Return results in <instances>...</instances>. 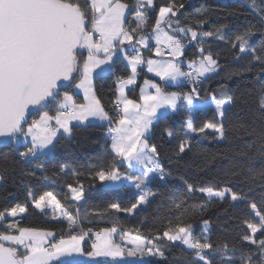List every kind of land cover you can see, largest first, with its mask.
I'll return each mask as SVG.
<instances>
[{
    "label": "snow or ice",
    "instance_id": "obj_1",
    "mask_svg": "<svg viewBox=\"0 0 264 264\" xmlns=\"http://www.w3.org/2000/svg\"><path fill=\"white\" fill-rule=\"evenodd\" d=\"M154 0H136L137 9H144L145 6H153ZM179 7H183L180 5ZM255 11V0H253ZM129 8L127 3L121 0H0V136L12 137L19 140V136H31V146L26 147L20 153L23 158H35L38 154L51 152L55 148L57 133L63 129L64 133H71V121H85L89 117L100 120L112 118L105 111L101 100L97 97L92 85V74L101 65L108 64L112 59L117 46L127 42L131 45L136 55L127 56V51L120 48L127 56L131 66V74L121 80L119 89L120 95L116 98L115 105L119 109L116 127L111 129V150L121 161H127L131 166L133 162L141 166L133 173H122L115 162L103 164L95 171L93 178L100 181L118 182L122 180L135 181V187L141 190L139 198L131 207L121 209L120 204L111 203L109 209L132 213L137 207L147 201L148 196L153 193L143 191L142 185L151 177L150 173H159L163 178L165 172L159 163V153L155 145H149L144 139L153 121L158 119L157 109L170 107L177 109L181 105L178 102L182 99L192 106L194 100L199 97V91L193 87L189 92H166L161 86L152 81L145 80L147 87L155 89L154 92H145L141 89L140 99L142 104L128 99L124 95V86L135 83L137 66L146 63L149 72H155L164 81L178 82L181 77L198 84L206 74L214 73L219 67L217 60L209 51L205 53L203 37H213V32L199 33L195 27L179 25L173 27L172 17L176 15L177 6L174 0L159 8L158 15L151 26L150 33H146L149 18L143 11H138L134 18V27H125V10ZM199 11V10H198ZM264 12V7L258 10ZM198 25H203V20H197ZM218 39L224 41L226 37L220 34L217 29L215 33ZM254 35L251 28L235 34L228 38L232 47H238L244 56L251 55L254 61L264 64V49L257 52V49L249 43ZM192 41L201 39L200 59L189 62L190 71H182L178 58L183 54L185 44L184 37ZM138 37V38H137ZM149 39L156 42L155 53L157 56H164L163 48H167L169 59L146 61L141 56L137 45L147 48ZM86 50L87 56L83 59L81 79L76 85L84 91V103L76 104L72 95L68 92L63 94V99L58 101V111L50 115L43 111L38 119L31 123L27 121V115L32 110L39 112L47 108L50 103L57 102L59 82L69 80L75 71H79L77 51ZM103 53L101 59L99 54ZM242 57H238L240 59ZM105 69L101 68L102 74ZM264 73V67L261 68ZM223 99H211L215 101L218 115L222 118L220 122H206L200 128L194 126L191 117L192 108L187 120L189 132L204 133L205 129H212L219 134L220 138L225 135V124L223 118L229 109L226 105L233 103V97L223 93ZM257 110L264 114V95L257 99ZM122 106V107H121ZM57 127H52V122ZM24 124H28L27 131ZM168 135L173 136L172 132ZM252 137L245 144V149L257 148V154L264 157V123H261L259 130L253 128L249 133ZM187 136V133H186ZM257 141L260 143L257 145ZM190 145L187 140L180 143L179 153H184ZM242 154H246V151ZM43 167V165H38ZM64 171V169H61ZM75 175V173H73ZM236 175V172L230 173ZM187 183V182H186ZM68 188L72 198L79 201L83 197V185L74 187L69 184ZM187 192L196 191L193 184L187 183ZM200 192L207 194L209 200L213 197L220 200L226 199V194L231 193L232 201L243 200L244 197L233 192L230 188L214 191L211 187L201 188ZM32 197V204L35 209L43 211L46 205L62 210V215L67 221L69 228L77 225V217L70 211L63 209L60 201L56 199L51 191L45 192L38 198L29 191ZM176 209L184 208L183 200L173 201ZM258 222L245 221L250 234L244 235L242 239L256 246L248 252H241L239 264H264V239H256V234L264 236V208L257 207L255 202L250 204ZM203 209V205H201ZM27 210L26 204H16L10 209L0 211V221L16 217ZM207 231L208 221H203ZM165 229L162 234L157 233L152 240H147L141 235L131 236V233L124 235L130 238L133 247L126 248L121 243H116L112 236L116 233V226L104 228L96 233V241L92 245V251L86 253L89 257H110L115 260L118 257H143L164 256V252L158 241L166 238L169 242L180 241L187 249L195 254L197 264H212V259L217 253L228 250V245L214 246L207 237H196L192 232L191 224L176 222ZM7 229H16L18 234H11L10 231L0 232V264H51L52 261L63 256H70L73 253H82L81 241L89 232H82L78 235H70L68 239L61 238L49 246H45L46 239L54 234L50 231L37 228L18 227L15 221L8 220ZM90 231V230H89ZM139 230L137 229V232ZM123 239V237H122ZM3 242H11L12 246H5ZM227 264H235L233 257H222Z\"/></svg>",
    "mask_w": 264,
    "mask_h": 264
},
{
    "label": "trees",
    "instance_id": "obj_2",
    "mask_svg": "<svg viewBox=\"0 0 264 264\" xmlns=\"http://www.w3.org/2000/svg\"><path fill=\"white\" fill-rule=\"evenodd\" d=\"M169 2L170 0H154L152 9H142L149 18L145 32L151 30L159 8ZM81 3L83 5V0ZM174 3L177 11L171 18L173 27H176L175 22L179 21L181 27H195L201 34L214 33L213 37H203L202 43L204 54L210 51L219 67L198 85L191 86L183 81V84L176 86L166 85L165 90L185 93L196 87L199 91L197 100L201 102L209 100L213 95L218 100L223 99L225 92L232 96L233 103L227 107L229 111L223 118L225 132L234 134L245 147L246 142L252 139L249 135L252 129L259 130L261 123H264V114L257 110L256 104L257 99L264 95V73L261 72L264 64L254 61L251 55L244 56L238 47H232L228 38L251 28L254 35L249 40L250 45L256 48L257 52L264 49V12L258 11L264 7V0H255V11L252 7L253 0H174ZM180 5L183 7H179ZM132 13L133 11L129 12L127 21L131 19ZM197 20H203L204 24L198 25ZM217 29L226 37L224 41L215 35ZM200 46L201 39L198 38L182 54L183 57L192 60L194 55L201 56ZM85 54L82 50L77 51L79 71L73 73L68 87L59 92L57 101L65 92L72 93L78 101L82 99L79 94L73 93V84L81 76ZM238 57L242 58L237 59ZM139 72L136 84L127 90L128 97L138 98L141 81L150 77L143 69ZM128 74L125 62L118 58L108 74L97 75L93 80L95 93L113 121L118 119L114 106L117 98L116 83L119 78ZM180 103L181 107L159 117L146 136L148 144L157 147L159 163L165 174L163 178L154 177L146 183L147 190L154 195L146 207L137 209L133 215L108 208L111 203L120 204L121 209L136 203L138 194L133 192L129 184L123 182L110 186L98 178H93L95 171L103 164L115 162L120 170L124 168V164H120L110 149V139H107L110 125L106 123L73 125L70 134L57 136L55 148L51 152L31 159L19 158L20 152L26 150V145L16 146L13 143L0 147V211L10 209L16 204H26V212L16 217L18 227H27L31 218L43 221L48 213L37 212L31 205L32 197H29L28 193L31 191L38 198L51 191L61 205L78 220L73 228H69L67 222H57L54 239L90 230L92 233L87 235L88 238L82 245L84 252L91 251L93 235L104 228L116 226L117 238L125 232H130L152 240L157 233L162 234L171 221L172 224H191L194 236L207 237L214 246L228 245L226 252L214 256L212 264H227V260L222 257H233L235 264H239L241 252H248L256 247L244 241L242 237L250 234L244 222L257 221L250 204L255 202L258 209L264 208V157L257 154L256 147L245 150L246 154H242L245 151H226L213 130L188 133L186 124L190 113L184 108V103ZM57 109L56 102H53L44 111L55 114ZM194 113L193 122L196 128L202 127L206 122H218L217 112L212 106H208L206 110L198 107ZM38 114L33 115L31 119ZM168 132H172L173 136L170 137ZM185 140L190 148L184 153H179V145ZM259 143L257 141V145ZM233 172L237 174L231 175ZM186 182L193 184L196 191L188 193ZM69 184L74 187L83 185L84 197L80 202L72 198ZM209 187L214 191L230 188L244 199L232 201L226 196L225 200L209 201L205 193L199 191ZM181 199L187 211L175 208L173 201ZM204 220L209 222L206 233L202 231L201 222ZM6 225L0 223V232L10 231L17 234L16 229L9 230ZM256 239H264V236L257 233ZM158 243L164 252L163 257L141 259V256L137 255L118 264H197L194 252L182 244L169 242L166 238ZM52 264L114 263L101 260L61 261Z\"/></svg>",
    "mask_w": 264,
    "mask_h": 264
},
{
    "label": "crops",
    "instance_id": "obj_3",
    "mask_svg": "<svg viewBox=\"0 0 264 264\" xmlns=\"http://www.w3.org/2000/svg\"><path fill=\"white\" fill-rule=\"evenodd\" d=\"M121 2H123V3H127V4L129 5V8L125 10V27H126V28H127V27H134V26H135L134 18H135V16L137 15V12H138V11H142V9H137V7L135 6V5H136V0H121ZM145 7L149 8V9H152V8H153V6H151V7L145 6ZM130 11H133V13H132V15H131V17H130L131 19H130L129 21H127V19H128L127 16H128V14H129ZM157 15H158V14H157ZM150 31H151V30H150ZM150 31H149V32H146V33H150ZM137 38H138V37H137ZM152 41H153V42H152ZM154 43H156L154 39H149V41H148V47H147V48L141 47L140 45H137V46H136L137 49L139 50L141 56L144 58V60L146 61L147 59H154V60H162V59H163V60H167V59H169V58H170L169 55H168V56L160 57V56H157L153 50H151V49L154 48V46H153ZM120 48H124V49L127 51V56H133V55H136V52L132 51L131 45H129L127 42H125L124 45H118V46H117V49H116V51H115V53H114V55L112 56V59L108 62V64L101 65L100 68H97V69L93 72V74H92V85H93V80H94V78H95L97 75H100V74H101V73H100V69H101V68L105 69V71H104L102 74H108V72L113 68L114 61L117 60L118 58L122 59L123 62H125L126 67L128 68V71H129V74H128V75L131 74V66H130V64H129V62H128L127 56L125 55V53H124L123 51H120ZM82 51H84V53H86V54H85V57H84V58H86V56H87V52H86V50H82ZM99 56H100L101 59L104 58L102 52L99 54ZM199 59H200V56H196V55H194V56L192 57V60H199ZM192 60H188V59H186L185 57H183V55H181V56L178 58V62L180 63L181 70L184 71V70H183L184 66H188V65H189V62L192 61ZM82 68H83V66H82ZM140 69H143L145 72H147V73L150 75V77H145V78L141 81V85H140V88H139V91H138V94H139V97H138V98L128 97L127 90L130 89L131 86H133L134 84H136L137 79H138L139 74H140V72H139ZM81 73H82V70H81ZM209 74H211V73L206 74V76L209 75ZM128 75L125 76V77H121V78H119L118 82L116 83V84H117V90H116V95H117V97L120 95L119 89H120V86H121V80H122V79H126V78L128 77ZM81 78H82V77L80 76V77L75 81V83L73 84V93H77V94H79V95L81 96L82 99H81L80 101H78V100L76 99V97H75L72 93L68 92L70 95H72L73 100L75 101L76 104H82V103L85 102V101H84V91H83V89H80V88H77V87H76V85L79 83V80H80ZM145 80H149V81H152L153 83H157V84H159V85L161 86V88H162L164 91H166V92H173V91H167V90H165V86H166V85H171V86L175 85V86H176V85H179V84H183V81H182V80H183V77H181L180 80H179L178 82H174V81H164V80H162L159 76L156 75L155 72H149L148 69H147V64L144 63V64H141V65H138V66H137V75H136L135 83L132 84V85H125V86H124V95H125L128 99L134 100V101H136L137 103L142 104L143 101L140 99V96H141V89L143 88V89L145 90V92H154V91H155V89L150 88V87H147V86L144 84V81H145ZM93 88H94V85H93ZM174 91L179 92V91H177V90H174ZM186 92H189V91H185V93H186ZM181 93H182V92H181ZM63 94H64V93L61 94L59 100L63 99ZM59 100H58V101H59ZM58 101L56 102V104H57V108H58ZM180 102L184 103V108H185V107H186V108L188 107L187 101H184V100L181 99V100L178 102L179 105H181ZM207 103H208V101H206V102H201V101H198V100L196 99V100H194L193 105L190 106V107H192V109H194V108H198V107H203V106H207ZM121 107H122V106H121ZM180 107H181V106H180ZM178 108H179V107H178ZM187 109H188V108H187ZM58 110H59V109H57V111H58ZM57 111H56V112H57ZM171 111H175V110L172 109V108H170V107L165 106V107H162V108L157 109V113H156V114H157V117H161V116H163L165 113H168V112H171ZM192 111H193V110H192ZM56 112H55V114H56ZM41 113H42V112H41ZM41 113H39L37 116H35L33 119H31V121L34 120V119H38V118H39V115H40ZM49 114H50V113H49ZM55 114H50V115H55ZM191 114H192V113H191ZM189 115H190V114H189ZM191 117H192V119H193V118H194V115H191ZM188 118H189V117H188ZM156 121H157V119L154 120L153 123L156 122ZM30 123H31V122H30ZM88 123H106V124H109V125L111 124V123H109L108 120H100V119L95 118V117H89V118H88L87 120H85V121H71V122H70V127H72L73 125H87ZM153 123H152V125H153ZM152 125L150 126L148 132H147V133L145 134V136H144V139H146V140H147V137H146V136L150 133L151 128H152ZM52 127H53V128L57 127V126L55 125V122H54V121L52 122ZM27 128H28V124L24 127V130L27 131ZM71 131H72V129H71ZM59 134H65V135H67V134H69V133H64V132H63V129H60V130L58 131V133H57V136H58ZM13 143H14L16 146H24V145H26V146H29V147H30V146H31V136H30V135H28V136L20 135V136H19V140L14 139V140H13ZM110 149H111V138H110ZM38 155H41V154H38ZM117 158H118L120 164H122V163L124 164V168H123V170H120L122 173L127 172V173H133V174H136V175L139 174V172L136 171V170L141 168L140 165L135 164V162H133V164L130 166L129 163H128L127 161H121V158H120V157H117ZM149 176H150L151 178H154V177H160V178H161V176H160L159 173H150ZM151 178H150V179H151ZM150 179H149V180H150ZM149 180H147V181L145 182V184L142 185V187H143V186H144V187H147V186H146V183H147ZM104 182H105L106 184L110 185V186L118 185V184L124 182V183L129 184V185L131 186L132 189L136 188V187H135V183H136L135 181L122 180V181H118V182H108V181H104ZM71 194H72V193H71ZM83 197H84V194H83ZM83 197H82V199H83ZM82 199H81V200H82ZM81 200H79V201H77V202H80ZM31 205H32V207H34V205L32 204V202H31ZM52 208H54V209L57 210L58 212L60 211V212L62 213V210H61V209L55 208V207L50 206V205H46V207H45V209H44L43 211H41V210H39V209H35V207H34V209H35L37 212H41V213H42V212H43V213L51 212V211H52ZM63 209H65V208L63 207ZM65 210H66V209H65ZM22 214H23V213H20V214H18L16 217H18V216H20V215H22ZM16 217H10V216H9V217L7 218V220H5V221H0V223L2 222V223H4V224H7L8 220H11V221H15V222H16ZM44 217H45V218H44L43 221H40V220L37 219V218H32V220L30 221V223H29V225H28L27 227H29V226L31 227V226H32L33 228H37V229H41V230L50 231V232H52V233L55 235V229H56V228H55V225H56V223H57V222H60V221H65V222H67V221L65 220L64 217H60V219L57 218V217H53V218H51L50 216H44ZM99 232H101V231H99ZM96 233H97V232H96ZM96 233H95L94 236H93L94 239H93V242H92V244H91V248H92L93 243L96 241ZM11 234H14V233H11ZM17 234H18V231H17ZM124 234H125V233H124ZM124 234H122V235L120 236V238H119V237L117 238V236H115V235L113 234L112 239H113L116 243H121V244H123L126 248H129L130 246H126L127 244H125L124 242H121V238H122V237H123V239L125 238ZM54 235L51 236V237H48V238L46 239L45 246H49L51 243H55V242H57L58 240H60L61 238H63V239H68V238H69V237H60V239H54ZM85 241H86V237H84V240L81 241V249H82V253H73V254L70 255V256H63V257H60L59 259L52 261L51 264H52V263H55V262H61V261H62V262H63V261H70V262H72V261H76V262H83V261H93V262H94V261H99V262H100L101 260H102V261H103V260H104V261H105V260H108V261H111V262L114 263V264H116V263L118 264V263H122V262L127 261V259L135 258V257H129V256H127V255H125L124 257H118V258H116L115 260H113V259L110 258V257H89V256L86 255V253H88V252H84V250H83V248H82V245H83V243H84ZM4 243H5V244L7 243V244H10V245H11V242H4ZM91 251H92V249H91Z\"/></svg>",
    "mask_w": 264,
    "mask_h": 264
},
{
    "label": "rangeland",
    "instance_id": "obj_4",
    "mask_svg": "<svg viewBox=\"0 0 264 264\" xmlns=\"http://www.w3.org/2000/svg\"><path fill=\"white\" fill-rule=\"evenodd\" d=\"M218 1H221V2H224L225 0H218ZM208 101V103H207V106H203L202 107V110H206L207 109V107L208 106H212V107H214V109H215V111L217 112V109H216V104H215V101H213L211 98H209V100H207ZM203 102H206V101H203ZM229 105H226V107H228ZM190 106L188 105V107L187 108H189ZM192 108V107H191ZM193 111L191 112L192 114L191 115H194L195 113V110H196V108H194V109H192ZM217 116H218V122H220L221 121V117L218 115V113H217ZM206 130H208V129H206ZM209 130H212V129H209ZM214 131V130H213ZM187 132L188 133H190L188 130H187ZM215 132V131H214ZM216 134H217V140L218 141H220L221 142V144H222V146H223V148L226 150V151H228V152H233V153H239V152H242V151H245L246 149H245V147H244V145L243 144H241L240 142H239V140L237 139V137L234 135V134H232V133H227V132H225V135H224V137L223 138H220L219 137V134L217 133V132H215ZM68 135V134H67ZM142 189H143V191H146V192H149L148 190H147V188L146 187H142ZM133 190V192H136L137 194H138V198H139V195H140V193H141V190L140 189H137V188H134V189H132ZM205 195H206V198L209 200V198L207 197V194L205 193ZM226 196H229V197H231V193H227L226 194ZM151 197H152V195H150V196H148V198H147V201L145 202V203H143V204H141V205H139L138 207H137V209H139V208H143V207H146V205L148 204V201L151 199ZM211 200H220L219 198H216V197H213ZM211 200H209V201H211ZM137 209H135L132 213H129V214H131V215H133L134 214V212L137 210ZM252 212H253V210H252ZM39 213H41V212H39ZM43 213V212H42ZM253 215L255 216V214H254V212H253ZM46 216H50L51 218H53V217H57V218H59L60 219V217H63V215H62V213L59 211H57V210H55L54 208H52V211L51 212H48V214L46 215ZM37 219H39V218H37ZM256 219H257V221L256 222H258V217H256ZM32 220V218L30 219V221ZM40 220V219H39ZM205 221V220H204ZM62 222H65V221H62ZM201 224H202V228H203V232H205L206 233V231H205V225H204V223H203V221L201 222ZM208 227H209V223H208V225H207V229H208ZM29 228H33L32 226L30 227L29 226ZM116 233H117V231H116ZM116 233H114V235H116ZM125 233H128V232H125ZM137 235V234H136ZM135 234H131V236L132 237H135L136 236ZM94 236V235H93ZM125 236V238L124 239H122L121 238V242H124L125 244H127L126 246H130V247H133V244L130 242V238L128 237V236H126V235H124ZM120 238V237H119ZM147 240H150V239H148L147 238ZM177 243H179V244H182V242H180V241H176ZM183 245V244H182ZM184 246V245H183ZM129 247V248H130ZM185 248H187L186 246H184ZM148 257H152V256H149V255H145V256H143V257H140L141 259H147Z\"/></svg>",
    "mask_w": 264,
    "mask_h": 264
},
{
    "label": "built area",
    "instance_id": "obj_5",
    "mask_svg": "<svg viewBox=\"0 0 264 264\" xmlns=\"http://www.w3.org/2000/svg\"><path fill=\"white\" fill-rule=\"evenodd\" d=\"M152 42H153V41H152ZM182 42L185 44V48H184V50H183V53H184V52H186V51L189 49L188 47H190L191 45H193V42H194V41H192L190 37H184L183 40H182ZM153 46H154V48L151 49V50H153V51L155 52L156 43H154ZM162 51L164 52V56H168V51H169V50H168L167 48H163ZM155 54H156V53H155ZM160 57H161V56H160ZM183 70H184V71H190L191 69L189 68V66H185V67L183 68ZM182 81L187 82V83H188L189 85H191V86L198 85V84H193L190 80H187V79H185V78H183ZM202 81H203V79H202ZM202 81H201V82H202ZM114 106H115V110H116L115 112H116V114L118 115V111H119V109L116 107L115 102H114ZM112 121H113V120H112ZM116 126H117V125H116L115 121H113V122L110 124L109 131H108V135H107V139H110V138H111V134H110L111 129L115 128ZM27 147H29V146H27ZM20 153H21V152H20ZM19 158H20L21 160H24V159H25V158L21 157L20 154H19ZM90 233H92V232L89 231V234H90ZM85 237H86V239L88 238L87 236H85Z\"/></svg>",
    "mask_w": 264,
    "mask_h": 264
},
{
    "label": "water",
    "instance_id": "obj_6",
    "mask_svg": "<svg viewBox=\"0 0 264 264\" xmlns=\"http://www.w3.org/2000/svg\"><path fill=\"white\" fill-rule=\"evenodd\" d=\"M72 77H73V74H72ZM72 77L69 79V80H61L60 82H59V84H60V87L58 88V93L61 91V90H63V89H65L66 87H68V85L70 84V82H71V80H72ZM44 109L45 108H43V109H40V111L39 112H37V111H34V110H32L31 109V107H30V114L29 115H27V121H28V123L31 121V118L33 117V115H35V114H37V113H40V112H42V111H44ZM27 124H24V127L26 126ZM13 138L12 137H4V136H0V147H2V146H4V145H12L13 144ZM6 247L7 246H9V245H5Z\"/></svg>",
    "mask_w": 264,
    "mask_h": 264
}]
</instances>
